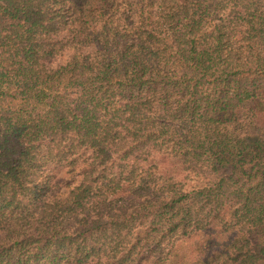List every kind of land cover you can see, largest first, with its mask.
<instances>
[{
  "label": "trees",
  "instance_id": "trees-1",
  "mask_svg": "<svg viewBox=\"0 0 264 264\" xmlns=\"http://www.w3.org/2000/svg\"><path fill=\"white\" fill-rule=\"evenodd\" d=\"M156 2L0 0V264H264V0Z\"/></svg>",
  "mask_w": 264,
  "mask_h": 264
},
{
  "label": "rangeland",
  "instance_id": "rangeland-1",
  "mask_svg": "<svg viewBox=\"0 0 264 264\" xmlns=\"http://www.w3.org/2000/svg\"><path fill=\"white\" fill-rule=\"evenodd\" d=\"M171 0H157L156 4L157 3H161V4H166L168 2H170ZM69 57V53H65L63 54L62 56L56 58L52 63H51V66L54 67L56 66L57 64H60V63H63L65 60H67ZM64 189V188H63Z\"/></svg>",
  "mask_w": 264,
  "mask_h": 264
}]
</instances>
